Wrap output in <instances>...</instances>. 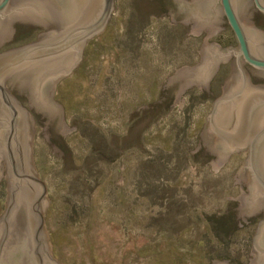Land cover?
I'll use <instances>...</instances> for the list:
<instances>
[{"label": "rangeland", "instance_id": "rangeland-1", "mask_svg": "<svg viewBox=\"0 0 264 264\" xmlns=\"http://www.w3.org/2000/svg\"><path fill=\"white\" fill-rule=\"evenodd\" d=\"M189 3L192 0H185ZM264 31V14H248ZM207 40L237 48L223 17ZM0 53L37 41L43 27L13 24ZM191 25H174L165 0H114L106 29L89 40L82 59L58 82L53 102L64 112L65 139L46 114L6 85L33 120L32 159L44 184L43 217L51 257L60 264H249L264 206L245 224L237 220L241 193L234 175L248 149L233 153L218 173L208 149L193 153L232 74L234 57L220 64L208 92L194 86L163 89L168 78L201 61L207 36H189ZM251 85L264 86L243 66ZM0 180V218L8 199L5 165Z\"/></svg>", "mask_w": 264, "mask_h": 264}, {"label": "water", "instance_id": "water-1", "mask_svg": "<svg viewBox=\"0 0 264 264\" xmlns=\"http://www.w3.org/2000/svg\"><path fill=\"white\" fill-rule=\"evenodd\" d=\"M255 6L264 14V0H165L172 24H190L189 36L199 37L202 32L207 36L199 51L200 63L179 69L163 89L179 86L182 95L197 86L208 92L219 65L234 57L223 96L206 117L193 153L207 148L216 157L211 169L218 173L231 154L248 149L234 175L241 195L225 198L238 203L237 220L245 224L264 206V86L251 85L243 68L264 79V31L256 29L248 17ZM113 10L114 0H0V48L11 41L15 22L44 30L36 42L0 53V180L3 162L8 187L0 218V264H60L51 257L43 222L48 199L33 168V120L6 85L28 97L35 111L49 117L53 132L65 139L76 129L67 127L62 107L53 102L55 87L80 63L86 43L106 29ZM224 16L237 48L207 43L222 29ZM250 256L254 259L249 264H264V220L258 224Z\"/></svg>", "mask_w": 264, "mask_h": 264}, {"label": "flooded vegetation", "instance_id": "flooded-vegetation-1", "mask_svg": "<svg viewBox=\"0 0 264 264\" xmlns=\"http://www.w3.org/2000/svg\"><path fill=\"white\" fill-rule=\"evenodd\" d=\"M254 2V1H253ZM255 5V4H254ZM256 7V6H255ZM257 9V8H256ZM258 10V9H257ZM259 11V10H258ZM261 12V11H260ZM263 13V12H262ZM248 65V64H247ZM249 66V65H248ZM251 67V66H250ZM253 68V67H252Z\"/></svg>", "mask_w": 264, "mask_h": 264}]
</instances>
